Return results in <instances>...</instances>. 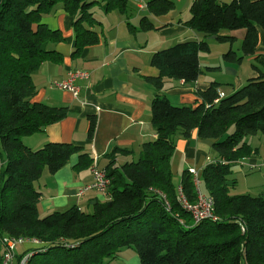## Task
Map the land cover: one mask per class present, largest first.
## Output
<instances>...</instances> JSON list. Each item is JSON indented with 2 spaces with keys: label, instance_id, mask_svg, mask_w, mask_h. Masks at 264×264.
<instances>
[{
  "label": "trees",
  "instance_id": "1",
  "mask_svg": "<svg viewBox=\"0 0 264 264\" xmlns=\"http://www.w3.org/2000/svg\"><path fill=\"white\" fill-rule=\"evenodd\" d=\"M97 2L0 0V264L4 236L40 240L25 249L21 246L26 243L18 246L17 259L32 252L27 264H108L122 248L135 251L140 264H264V195L232 193L231 176L233 163L252 153L245 139L264 136V71L228 93L219 89L223 84L211 82L195 91L199 99L194 104H174L164 93L172 80H197L200 54L212 46L207 37L227 42L221 48L223 61L240 62L254 54L260 30L264 33V0H191L189 17L179 22L202 39L178 41L150 56L159 71L145 77L156 90L150 102L155 138L141 144L136 160L129 156L131 149L117 146L103 155L110 163L103 169L109 179L106 199H95L88 210L72 205L44 216L38 213L41 193L34 184L44 173H55L73 154H78L76 169L94 160L71 142L47 141L31 148L23 141L69 112L67 106L35 99L36 72L45 61L62 59L51 45L65 41L63 32L43 18L58 9L71 17L76 56L101 40L102 21L93 8ZM101 5L104 14L125 15L127 27L136 32L159 28L149 16L167 14L175 1L147 0V15L138 27L130 23L131 0H101ZM240 29L244 35L238 41L229 33ZM234 42L240 43L236 49ZM89 124L91 138L93 117ZM194 130L211 142L212 161L204 165L197 183L185 169L175 184V142L189 139ZM119 158L123 163L116 166ZM198 192L213 199L215 220H196L184 206L182 197L194 204Z\"/></svg>",
  "mask_w": 264,
  "mask_h": 264
},
{
  "label": "crops",
  "instance_id": "2",
  "mask_svg": "<svg viewBox=\"0 0 264 264\" xmlns=\"http://www.w3.org/2000/svg\"><path fill=\"white\" fill-rule=\"evenodd\" d=\"M97 1L93 8L102 21L101 40L76 56L73 54L71 17L61 9L44 16L43 20L50 28L63 32L65 41L51 45L61 53L62 59L45 61L36 72L35 99L51 106H67L69 112L61 120L47 125L43 131L25 136L23 141L31 148H38L47 141L71 142L89 152L98 167L104 169L110 163L103 155L113 147L131 149L129 156L135 159L139 156L141 144L156 136L150 113V102L156 90L145 79L146 76L159 74L157 68L150 64L152 52L166 48V43L199 40L202 36L179 22L189 17L191 0H174V9L167 14L149 16L159 28L136 32L127 27L125 15L117 12L104 14L101 0ZM146 1L131 0L134 6V14L130 18L132 25L138 27L141 17L147 15ZM151 34L159 36L150 38ZM229 34L241 41L244 30ZM210 47L209 52L200 54L202 68L193 84L183 80L165 84L164 93L167 97H174V104H194L199 99L195 91L206 88L211 82L223 84L219 89L224 93L231 92L248 78L256 76L258 70L264 71V33L261 30L255 53L246 55L240 62L223 61L221 49L214 54ZM73 70L87 72L86 76L76 78L79 87L77 96L56 85ZM91 117L95 119V125L90 138L88 128ZM245 140L253 150L251 155L233 163L231 176L235 179L234 188L238 194L264 195V136L250 135ZM210 146V141L198 138L196 130L192 131L189 139L177 138L171 158L175 184L179 183L183 170L194 168L199 175L204 165L212 161ZM121 160L119 158L115 165H121ZM77 162L78 154L71 155L62 168L52 174L44 173L34 184L41 193L38 203L41 216L72 205L90 209L95 199L107 198L94 190L78 195V190L91 183L93 176L90 166L85 170L76 169ZM30 244L26 243L21 248L25 249ZM108 264H140V260L135 251L122 248Z\"/></svg>",
  "mask_w": 264,
  "mask_h": 264
},
{
  "label": "built area",
  "instance_id": "3",
  "mask_svg": "<svg viewBox=\"0 0 264 264\" xmlns=\"http://www.w3.org/2000/svg\"><path fill=\"white\" fill-rule=\"evenodd\" d=\"M85 73L80 70H75L69 72V75L64 80L57 82L56 85L60 88L68 90L73 96H77L79 92V87L76 85V78L83 77ZM90 172L93 176V181L87 185H84L78 190V195H83L86 191L94 190L103 195H106L107 186L109 184V179L106 176L105 170L99 168L96 159L93 160L90 166ZM190 173L193 175L195 182H198V174L194 168H189ZM182 197V196H181ZM182 202L187 209H191L194 219H199L200 217H211L213 220L216 219L213 216L212 207L213 199L205 194L198 192L196 202L194 204H189L182 197ZM3 243L5 246V251H3L1 264H27L29 261V256L32 252L26 253L21 258H16V246L25 243L39 244L40 240L36 238H24V237H10L4 236ZM72 246V244H69ZM41 250V249H39Z\"/></svg>",
  "mask_w": 264,
  "mask_h": 264
},
{
  "label": "rangeland",
  "instance_id": "4",
  "mask_svg": "<svg viewBox=\"0 0 264 264\" xmlns=\"http://www.w3.org/2000/svg\"><path fill=\"white\" fill-rule=\"evenodd\" d=\"M157 36H159L158 34H151L150 35V38H156ZM207 41L212 45V48H213V53L214 54H216L217 52H219V50L221 49V48H223V47H226L227 45V42L226 43H219L218 41H216V40H209V39H207ZM176 42H174V43H171V44H169V43H166V45L165 46H170V45H173V44H175ZM150 44H151V42H150ZM239 45H240V43L239 42H234V48L236 49V48H238L239 47ZM153 53V52H152ZM151 56V55H150ZM87 75V72L83 75V76H86ZM34 78H35V76H34ZM58 88H60V87H58ZM60 89H63V88H60ZM228 88H226V90H227ZM65 90V89H64ZM168 97L173 101V102H175V100L173 99L174 97L173 96H171V95H168ZM33 135H35V134H33ZM24 138V137H23ZM134 160H136V158L134 159ZM86 168H83V169H81V170H85ZM172 180H173V182L175 183L176 182V179H175V177H173L172 176ZM200 181V180H199ZM200 188L202 189V190H204L203 189V187H202V183L200 182ZM232 193H237V190L234 188L233 190H232ZM83 209L84 210H88V208H86V207H83ZM43 216V215H42ZM18 246L19 245H17L16 246V249H15V251H17L18 250Z\"/></svg>",
  "mask_w": 264,
  "mask_h": 264
},
{
  "label": "bare ground",
  "instance_id": "5",
  "mask_svg": "<svg viewBox=\"0 0 264 264\" xmlns=\"http://www.w3.org/2000/svg\"><path fill=\"white\" fill-rule=\"evenodd\" d=\"M70 243H64V246L69 247Z\"/></svg>",
  "mask_w": 264,
  "mask_h": 264
}]
</instances>
